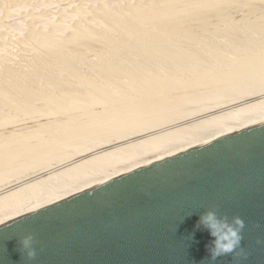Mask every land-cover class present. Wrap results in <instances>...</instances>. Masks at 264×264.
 Wrapping results in <instances>:
<instances>
[{"label": "bare ground", "instance_id": "bare-ground-1", "mask_svg": "<svg viewBox=\"0 0 264 264\" xmlns=\"http://www.w3.org/2000/svg\"><path fill=\"white\" fill-rule=\"evenodd\" d=\"M125 4L0 54V225L264 120V0Z\"/></svg>", "mask_w": 264, "mask_h": 264}, {"label": "water", "instance_id": "water-1", "mask_svg": "<svg viewBox=\"0 0 264 264\" xmlns=\"http://www.w3.org/2000/svg\"><path fill=\"white\" fill-rule=\"evenodd\" d=\"M209 211L244 221L247 259L210 260ZM0 264H264V120L0 225Z\"/></svg>", "mask_w": 264, "mask_h": 264}, {"label": "rangeland", "instance_id": "rangeland-1", "mask_svg": "<svg viewBox=\"0 0 264 264\" xmlns=\"http://www.w3.org/2000/svg\"><path fill=\"white\" fill-rule=\"evenodd\" d=\"M0 1H2V0H0ZM21 1H22V3H21ZM28 1L27 0H25V1L19 0L17 2L18 8H15L16 9V10L14 9L15 11L12 10L11 11L12 14H11V12L10 13L8 12L9 7L7 6V4L0 2V22L2 23V24L0 23V50H2V51H0V54L3 56H5V55L6 56H14V55L22 54V51L24 50V48L20 44V41H22V39L26 38V36H28L32 32V30L35 26H41V27L51 26L53 22L55 24L57 22L64 21L65 20L64 18H66V22H68V20H69L68 23H70V21L72 23H78L81 20V17H83L88 10L87 9L85 11V8H83V7H85L84 4L88 5V7L90 8L91 6H94V5L102 3V2H110V3H116V4L117 3H119V4H121V3L125 4L126 3L127 4L128 2L134 1V0H123V1L122 0H113V1L112 0H92L94 2V4L91 0H34V1L28 0ZM73 1H74V3L76 2L77 5H75L73 3ZM90 1L92 2V4L89 3ZM27 2H28V4H27ZM34 3H35V5H33ZM20 4H22L23 6H20ZM68 6H69V8H68ZM79 6H81V7L83 6L82 7V11H83L82 14L81 13L80 14L75 13L76 10L81 11V10H79V9H81V8H79ZM77 7H78V9H77ZM88 7L86 6V8H88ZM58 11H59V13H58ZM78 11H76V12H78ZM74 13L78 17L73 16ZM79 15H80V17H79ZM40 16H42V17H40ZM46 16H48L49 18ZM43 17L45 19L44 20L45 22H42ZM70 17H72V19ZM46 19H47V21H46ZM36 22H37V24L38 23L39 24L37 25ZM7 25H9V26H7ZM16 39H17V41H16ZM1 40H4V41H1ZM15 41L18 42L19 44L16 43ZM6 42H7V44H6ZM15 44L18 47V49H17V47H15ZM8 46H9V48H8ZM14 47L17 50H15ZM9 49H10V51L12 49L13 50L11 52H9V54H8ZM14 50H15V53H14ZM4 52H5V54H4Z\"/></svg>", "mask_w": 264, "mask_h": 264}, {"label": "clouds", "instance_id": "clouds-1", "mask_svg": "<svg viewBox=\"0 0 264 264\" xmlns=\"http://www.w3.org/2000/svg\"><path fill=\"white\" fill-rule=\"evenodd\" d=\"M200 223L204 224L210 230L211 236L215 237L209 248L211 261H216L217 257L228 253H233L237 260L247 259V253L243 247H239L243 239L240 233L244 228V221L240 217H233L229 222L227 216H218L215 211H209L201 216ZM257 242L261 243L259 240ZM34 243L31 235L22 238L21 247L18 249L22 257L26 256L28 260L35 257ZM237 248L239 251H234Z\"/></svg>", "mask_w": 264, "mask_h": 264}]
</instances>
